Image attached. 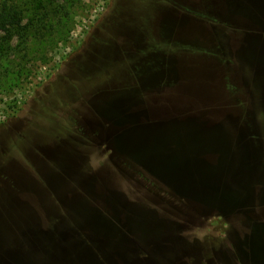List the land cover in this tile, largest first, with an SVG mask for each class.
<instances>
[{"label":"rangeland","instance_id":"1","mask_svg":"<svg viewBox=\"0 0 264 264\" xmlns=\"http://www.w3.org/2000/svg\"><path fill=\"white\" fill-rule=\"evenodd\" d=\"M65 9L44 38L0 43V258L16 230L71 259L72 240H58L84 209L128 239L142 231L125 224L151 221L155 240L130 243L120 264H264V101L252 91L250 102L256 81L242 62L247 40L264 38V0ZM204 129L210 149L197 147ZM245 152L259 171L251 184L235 177ZM171 164L188 180L170 183Z\"/></svg>","mask_w":264,"mask_h":264},{"label":"water","instance_id":"2","mask_svg":"<svg viewBox=\"0 0 264 264\" xmlns=\"http://www.w3.org/2000/svg\"><path fill=\"white\" fill-rule=\"evenodd\" d=\"M261 25V24H260ZM256 42L253 44L252 39L247 40V47H246V53L244 55V58L249 66V68L257 69L262 71L264 74V38H255ZM263 82V81H262ZM184 131H189V129L184 126ZM237 133V140H238V134L240 140L238 141V144L242 146V139L244 138L243 132H241L239 129L236 131ZM216 136L210 134L209 130L206 131L204 129L203 133L199 135V138H202L199 143H201L198 148H205L210 149L213 145V141L211 137ZM219 136V135H217ZM243 148H246V145H243ZM197 161V160H196ZM253 157L250 153L245 152V157L238 166L241 168V171L238 175L235 177L243 179L245 178L246 184H251V182L257 178L258 175V167L254 166L252 164ZM172 170L170 172L169 176V182L173 183V185H176L178 182H183L184 179L188 180L187 176L189 174H184L180 171V168H178L176 165L172 166ZM256 165V164H255ZM248 166L247 169H243V167ZM202 180H206L209 178V171L205 168L202 169ZM183 176V177H182ZM182 177V178H180ZM177 186V185H176ZM115 216H119V213L116 211ZM74 223L78 228L81 230L88 231L89 234V241L93 244L94 249L97 253L101 255V257L105 260L107 264H120L121 262L124 263V261H127L126 254L130 251V243H138L139 241L144 244V246L147 244V242L150 239H154L156 237L155 230L151 227V221H148V225L146 223H143V219H146L142 216H139L137 220H132L131 223L125 224L123 227L127 230L128 233H135V230L140 229L142 232L141 236L139 238H130L124 234H121L120 231L112 224H109L105 220H103L101 217H99L98 214L94 211H87L84 209L77 210L74 215L72 216ZM160 246H155V248H158ZM72 253H74V257H72L69 260L65 259L66 250L62 252V254L57 253L58 257L55 255H50V258H56V260L65 262L61 264H102L97 256L94 253V250L92 248H87L83 245H81L79 242H76L74 244H71ZM42 250L45 254L47 252L44 250V247H42ZM6 257L10 260H12L15 264H29V261L31 258L24 253H17V252H9L5 254ZM49 258V259H50ZM66 261H65V260ZM4 260L0 258V264H5ZM126 263V262H125ZM9 264V263H8Z\"/></svg>","mask_w":264,"mask_h":264},{"label":"trees","instance_id":"3","mask_svg":"<svg viewBox=\"0 0 264 264\" xmlns=\"http://www.w3.org/2000/svg\"><path fill=\"white\" fill-rule=\"evenodd\" d=\"M58 1H60L61 4L58 5ZM74 1L75 0H36L35 2L34 0L33 3H30L31 8L29 10L28 8L23 7L20 0H0V43L10 44L15 40L18 41L16 46H19L22 44H27L30 40L44 38L45 31L47 30L45 28L46 21L48 22L51 17H56L57 9L61 10L63 13V17L67 18V12H65V4H74ZM140 1H143L144 3H149V0ZM28 12L31 13L29 14L30 16L28 15ZM251 69L253 70L254 74L251 78L256 81V84L254 86L252 85V82L249 83V99L250 102L254 104L255 96L256 99H258L257 91H259L260 96H262L264 101V74L260 70L253 68ZM247 73H249V71H247ZM248 78H250V74ZM251 85L253 86V88H251ZM252 91L255 94L254 97L252 95L253 98L250 97ZM259 104V102H256L255 106L261 118L260 110L257 107ZM56 232L57 231H55V233ZM22 233L13 230V236L12 238L10 237L11 241L6 250H8L9 252H17L24 254H30L32 252H35L41 257V259H43L44 252L42 250V247H44L47 252V254H45L47 255V257L50 255H54L50 245L47 244L42 246L40 243H36V241H34L38 238V236L40 237L37 231H31V233L25 231L21 236L20 234ZM27 234L32 235L34 239ZM89 234L90 233L86 230H81L78 227H74L73 231L69 230L68 232L66 231L65 233H61L58 242L62 245H67L65 241L67 239L69 241L72 240L73 242L70 241V243L72 244L75 242H79L81 245L89 246L94 249L93 244L89 241ZM26 237H28V239ZM25 239L29 241H26ZM1 246L2 245L0 244V248H2ZM94 253L95 255L98 254L96 253V251H94ZM96 256L99 258V255ZM3 260L4 262H6L5 264H15L6 256H4ZM101 262L102 264H106L103 262L102 259Z\"/></svg>","mask_w":264,"mask_h":264},{"label":"flooded vegetation","instance_id":"4","mask_svg":"<svg viewBox=\"0 0 264 264\" xmlns=\"http://www.w3.org/2000/svg\"><path fill=\"white\" fill-rule=\"evenodd\" d=\"M191 99H194V101H197V100H198V98H196L195 96H194V97H191ZM184 109H185V108L182 107V108L179 110V112H181V110H184ZM159 111H161V112L163 111V112H164V111H167V110L159 109ZM161 112H160V113H161ZM167 112H168V111H167ZM179 112H178V113H179ZM160 113L154 112L153 115H158V116H160V115H161ZM165 117H166V116H165ZM183 253L186 254V251H184Z\"/></svg>","mask_w":264,"mask_h":264},{"label":"crops","instance_id":"5","mask_svg":"<svg viewBox=\"0 0 264 264\" xmlns=\"http://www.w3.org/2000/svg\"><path fill=\"white\" fill-rule=\"evenodd\" d=\"M243 59H244V60H243L242 62H243V64H244L245 68H246V69L249 68V66H248V64H247V62H246V60H245V58H243ZM248 83H250V81H249Z\"/></svg>","mask_w":264,"mask_h":264}]
</instances>
